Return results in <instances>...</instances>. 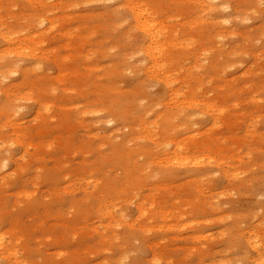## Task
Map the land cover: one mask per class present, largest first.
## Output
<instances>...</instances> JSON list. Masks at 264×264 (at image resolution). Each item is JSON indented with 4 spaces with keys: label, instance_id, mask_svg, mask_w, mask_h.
I'll list each match as a JSON object with an SVG mask.
<instances>
[{
    "label": "rangeland",
    "instance_id": "rangeland-1",
    "mask_svg": "<svg viewBox=\"0 0 264 264\" xmlns=\"http://www.w3.org/2000/svg\"><path fill=\"white\" fill-rule=\"evenodd\" d=\"M132 3L173 44L172 88ZM8 62L12 262L264 264V0H0Z\"/></svg>",
    "mask_w": 264,
    "mask_h": 264
},
{
    "label": "bare ground",
    "instance_id": "bare-ground-1",
    "mask_svg": "<svg viewBox=\"0 0 264 264\" xmlns=\"http://www.w3.org/2000/svg\"><path fill=\"white\" fill-rule=\"evenodd\" d=\"M142 8L143 5L141 4L136 5L133 3L132 6L130 7L137 27L145 34V41L141 49L152 64V66L147 68V70L148 71L151 70L152 74L154 75L157 76L159 75V77H161V79L164 80V82H166V86L172 88L173 80H171L170 78L171 75H169V72L171 73V71L166 70V66H165L166 61H164L163 59H165L168 56L167 53H170L169 47L172 46L173 44H171V41L165 39L163 35L164 29L160 22L147 19L146 16L152 17V10L150 11V8H148L147 6H145V9ZM13 38L14 37H12V35L3 37V39H5L7 42L12 41ZM23 41L24 40H21L20 38L17 39V42L20 45L16 49V51H18V54L20 53L21 55L23 54L34 55L37 50L31 51L29 47L24 46ZM18 71L19 70H17L15 67L11 65V62L0 65L1 75H5L10 72L17 73ZM170 95L173 96L172 98H175L177 94H170ZM5 159H6L5 157L2 158V156H0V168L4 167ZM256 248L258 247L254 246V250H256ZM11 255H12V247L9 244L5 243L4 237L0 236V260H3L4 262L7 263L15 264L14 262L11 261ZM258 264H263V263H258Z\"/></svg>",
    "mask_w": 264,
    "mask_h": 264
}]
</instances>
